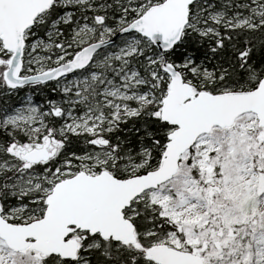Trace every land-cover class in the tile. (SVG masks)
<instances>
[{
	"label": "snow or ice",
	"instance_id": "6c2138e0",
	"mask_svg": "<svg viewBox=\"0 0 264 264\" xmlns=\"http://www.w3.org/2000/svg\"><path fill=\"white\" fill-rule=\"evenodd\" d=\"M0 264H264V0H0Z\"/></svg>",
	"mask_w": 264,
	"mask_h": 264
}]
</instances>
